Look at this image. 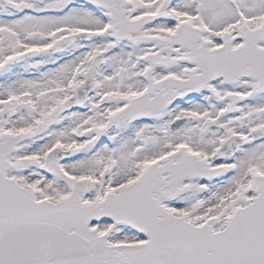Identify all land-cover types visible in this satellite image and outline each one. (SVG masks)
<instances>
[{
    "label": "snow or ice",
    "instance_id": "obj_1",
    "mask_svg": "<svg viewBox=\"0 0 264 264\" xmlns=\"http://www.w3.org/2000/svg\"><path fill=\"white\" fill-rule=\"evenodd\" d=\"M0 264H264V0H0Z\"/></svg>",
    "mask_w": 264,
    "mask_h": 264
}]
</instances>
